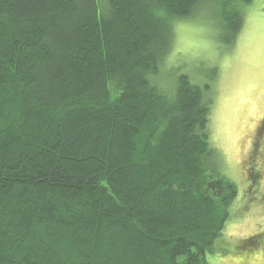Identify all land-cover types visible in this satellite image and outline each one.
Listing matches in <instances>:
<instances>
[{"label":"trees","instance_id":"1","mask_svg":"<svg viewBox=\"0 0 264 264\" xmlns=\"http://www.w3.org/2000/svg\"><path fill=\"white\" fill-rule=\"evenodd\" d=\"M202 1L0 0V264L225 251L237 187L210 139V85L162 72L173 19ZM250 1L215 3L223 43Z\"/></svg>","mask_w":264,"mask_h":264},{"label":"rangeland","instance_id":"2","mask_svg":"<svg viewBox=\"0 0 264 264\" xmlns=\"http://www.w3.org/2000/svg\"><path fill=\"white\" fill-rule=\"evenodd\" d=\"M215 3L203 0L197 12L173 19L162 72L210 85V139L237 187L222 230L227 246L207 253L209 264H264V237L256 249L240 245L264 232V0L239 3L243 26L231 45L220 38Z\"/></svg>","mask_w":264,"mask_h":264},{"label":"snow or ice","instance_id":"3","mask_svg":"<svg viewBox=\"0 0 264 264\" xmlns=\"http://www.w3.org/2000/svg\"><path fill=\"white\" fill-rule=\"evenodd\" d=\"M262 25H264V20L261 21Z\"/></svg>","mask_w":264,"mask_h":264}]
</instances>
